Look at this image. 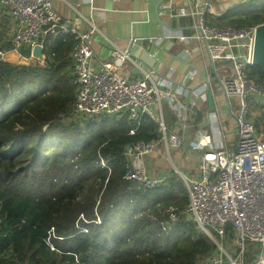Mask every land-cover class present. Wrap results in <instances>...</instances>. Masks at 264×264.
Here are the masks:
<instances>
[{"label": "trees", "instance_id": "obj_1", "mask_svg": "<svg viewBox=\"0 0 264 264\" xmlns=\"http://www.w3.org/2000/svg\"><path fill=\"white\" fill-rule=\"evenodd\" d=\"M208 21L263 24L264 0L238 2ZM74 43L47 34L43 64L0 60V264H197L212 241L182 214L168 230L161 224L168 206H186L184 184L170 174L147 189L125 178L127 146L156 139L157 124L145 114L72 115ZM248 76L264 81L256 66Z\"/></svg>", "mask_w": 264, "mask_h": 264}, {"label": "built area", "instance_id": "obj_2", "mask_svg": "<svg viewBox=\"0 0 264 264\" xmlns=\"http://www.w3.org/2000/svg\"><path fill=\"white\" fill-rule=\"evenodd\" d=\"M189 1H194L193 7L184 6L181 0H165L162 10L171 17H189L192 21L188 25L190 32L171 30L158 36L134 37L128 41L131 45L137 41L158 45L163 40H171L203 46L210 70L205 74L189 70L185 75L187 80L204 79V89L197 92L173 84L164 77L162 69L142 70L140 76L133 78L119 73L118 69L125 63L135 65V61L129 49L112 40H108L110 47L105 58L98 61L97 68L93 67L90 40L98 33L97 27L89 23L86 29L78 30L69 25L53 8V0H0V19L4 15L13 24L10 49H0V60L27 63L34 59L43 64L45 55L42 54L41 58L34 56L33 48L39 45L44 51L47 34L72 35L75 43L70 57L77 85L72 115L94 117L127 112L131 118L145 114L157 123L156 139L137 141L126 151L129 169L125 178L147 189L158 185L164 177L149 175L146 157L160 142L173 148L186 143L184 131L172 132L156 118L155 103L166 98L184 127L193 109L199 108L208 92L213 93L209 78L215 73L218 89L235 119L234 145L224 144V134L213 124V132L200 129L196 139L189 142L191 150L201 152L196 176L187 177L172 165L187 188L185 211L169 206L166 220L161 224L163 230H168L178 221L179 215L186 212L197 229L214 245V250L197 264H247L245 256L249 244L264 248V81H255L248 76L254 67L253 49L258 25L210 24L206 14L216 20L223 12L208 0ZM24 47L30 49L28 57L21 55ZM11 54L15 58L9 57ZM232 97L237 98L236 109L230 100ZM249 97L258 100L260 107L256 115L250 110ZM252 114L256 118L252 119ZM212 134L217 136L215 143ZM225 246L232 247L233 251H228ZM251 264H264V253H260Z\"/></svg>", "mask_w": 264, "mask_h": 264}, {"label": "crops", "instance_id": "obj_3", "mask_svg": "<svg viewBox=\"0 0 264 264\" xmlns=\"http://www.w3.org/2000/svg\"><path fill=\"white\" fill-rule=\"evenodd\" d=\"M164 1L53 0V8L63 20L67 21L69 25L75 26L78 30L86 29L89 23L97 27L98 33L90 40V46L94 53L93 67L97 68L98 61L105 58L110 47L108 40H112L119 46L129 49L135 61V65L125 63L118 69L119 73L133 78L140 76L142 70L159 71L162 69L164 77L172 80L173 84H180L184 89L192 92L203 90L204 79L187 80L185 77L189 70H195L203 74L210 70L208 54L203 46L201 47L198 43L171 40H163L158 45L148 41H137L134 45H131L128 41L134 37L158 36L171 30H181L184 33L190 32L188 25L191 24V19L189 17L175 18L169 16L168 13L162 10ZM208 1L217 10L224 13L226 8L245 0ZM181 2L186 7H193L194 5V1L181 0ZM222 2H227L228 5L223 6ZM206 15L208 19L211 17L209 14ZM4 26L6 38L8 39L13 32V24L10 19L7 20V24L4 23ZM209 86L213 88V93L208 92L206 100L199 108L193 109L191 118L186 120L184 127L177 120L166 98H162L155 103L156 118L162 120L172 132L182 133L184 131L186 143L178 148H173L160 142L155 150L146 157V168L150 176H169L167 172L172 165L176 167L179 173H182L179 169L180 165L191 170L196 169L201 152L191 150L189 142L196 139L200 129L213 132L212 124L215 125L216 130H220L224 134V144L227 146L234 145L235 119L229 113L225 97L218 89L215 73L210 75ZM164 107L167 110L166 114ZM251 116L252 119L256 118L253 114ZM211 137L213 143H215L217 136L212 134ZM174 151L176 152L173 158L171 152ZM152 158L155 159L154 162H152Z\"/></svg>", "mask_w": 264, "mask_h": 264}, {"label": "rangeland", "instance_id": "obj_4", "mask_svg": "<svg viewBox=\"0 0 264 264\" xmlns=\"http://www.w3.org/2000/svg\"><path fill=\"white\" fill-rule=\"evenodd\" d=\"M248 0H246V1H244V2H247ZM223 6L224 5H228V3L227 2H222L221 3ZM221 9H223V8H221ZM235 17H237V16H235ZM5 18L2 16L1 17V20L2 21H5L4 20ZM176 50V49H175ZM15 58V57H14ZM259 69V68H258ZM230 100H231V102H232V104H233V108L234 109H236L237 107H238V102H237V98H235V97H232V98H230ZM248 102L250 103V110L252 111V113L254 114V115H256V114H258V111H257V109H259V105H258V100L256 99V101L255 100H253L251 97H249L248 99ZM204 108H205V106H204ZM164 112H165V114L167 113V110H166V108L164 107ZM124 114H127V112H122V113H120V114H116V115H114V116H116V118L117 119H120V118H122L123 116H124ZM113 117V116H112ZM128 117L130 118V116L128 115ZM158 150H159V147H158ZM176 151H174V152H171V154H172V156H173V158L175 157V155H174V153H175ZM151 154V153H150ZM149 154V155H150ZM155 161V159L154 158H152V162H154ZM177 162V161H176ZM168 165V164H167ZM102 166H105V163L104 162H102ZM182 165H180L179 166V169H180V171L185 175V176H187V177H192V176H196V169H193V170H191V169H188V168H185V167H181ZM169 168V167H168ZM171 169V170H170ZM174 169H173V167H171L170 166V168H169V171L167 172L169 175L171 174V176H175V177H177L183 184H184V186H185V189H186V194H187V188H186V185H185V183L183 182V180H182V178L180 177V175L177 173V172H175V171H173ZM161 174H163V173H161ZM162 175H155V178L156 177H161ZM151 177H153V176H151ZM166 177L167 176H165L164 177V179H163V181L162 182H164V181H166L167 179H166ZM161 182V183H162ZM160 183V184H161ZM187 204V203H186ZM169 207V206H168ZM167 207V208H168ZM166 208V209H167ZM181 209V208H180ZM181 210H183V211H185V206L184 207H182V209ZM165 212H166V210H165ZM182 215H184L188 220H190L191 222H193L192 221V219H191V217H190V215L189 214H187L186 212H184V213H181ZM196 227V226H195ZM197 228V227H196ZM225 248L228 250V251H233V248L232 247H230V246H225ZM247 249L249 250V252H255L257 249H259V251H261V249H260V247H259V245H256V244H249L248 246H247ZM264 249V248H263ZM79 264V263H78Z\"/></svg>", "mask_w": 264, "mask_h": 264}, {"label": "water", "instance_id": "obj_5", "mask_svg": "<svg viewBox=\"0 0 264 264\" xmlns=\"http://www.w3.org/2000/svg\"><path fill=\"white\" fill-rule=\"evenodd\" d=\"M157 19L160 20L158 17ZM32 52L34 56L41 58L43 49L39 45H37L33 48ZM253 64L254 66L259 68L260 72L264 76V23L259 24L256 27L253 49Z\"/></svg>", "mask_w": 264, "mask_h": 264}]
</instances>
